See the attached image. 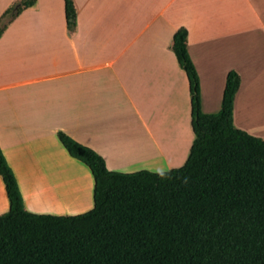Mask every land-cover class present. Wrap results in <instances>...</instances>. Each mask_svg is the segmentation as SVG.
Returning <instances> with one entry per match:
<instances>
[{
	"label": "crops",
	"instance_id": "crops-1",
	"mask_svg": "<svg viewBox=\"0 0 264 264\" xmlns=\"http://www.w3.org/2000/svg\"><path fill=\"white\" fill-rule=\"evenodd\" d=\"M18 1L0 0V18ZM74 2L76 37L65 28V1L39 0L35 9L21 13L0 38V144L27 204L34 196L37 203L51 200L64 211L67 205L83 200L73 176L49 175L44 185L32 174L35 170L25 172L24 166L33 158L52 162L58 157L80 171L93 184L90 197L94 200L91 170L70 156L58 131L93 148L108 164L114 156L132 155L128 151L142 155L150 148L152 159L169 156L170 131L161 121L172 112L171 107L180 113V98L192 127L189 80L170 49L175 32L183 26L189 30L188 48L200 75L203 111L221 109L228 73L236 68L242 81L234 123L264 137L250 120L254 109L259 110L253 106L247 67L231 57L245 51L250 12L261 22L264 34V0ZM56 11L60 28L42 31L39 23L54 24ZM263 34L256 35V64H264ZM60 48L65 50L60 52ZM158 133L165 137L163 143ZM193 140L191 134L189 143ZM9 207L0 176V214ZM30 208L34 213L46 212Z\"/></svg>",
	"mask_w": 264,
	"mask_h": 264
},
{
	"label": "trees",
	"instance_id": "trees-1",
	"mask_svg": "<svg viewBox=\"0 0 264 264\" xmlns=\"http://www.w3.org/2000/svg\"><path fill=\"white\" fill-rule=\"evenodd\" d=\"M39 0H20L0 18V38ZM68 32H78L74 0H65ZM189 30L171 43L189 80L194 140L185 164L152 172L110 170L102 155L64 131L70 156L89 167L94 207L83 214L26 209L0 144V176L10 202L0 214V264H264V138L234 123L241 74L228 73L222 107L202 109L201 80Z\"/></svg>",
	"mask_w": 264,
	"mask_h": 264
},
{
	"label": "rangeland",
	"instance_id": "rangeland-1",
	"mask_svg": "<svg viewBox=\"0 0 264 264\" xmlns=\"http://www.w3.org/2000/svg\"><path fill=\"white\" fill-rule=\"evenodd\" d=\"M250 14H251V18H250L251 20L248 21V24H249L248 29L250 31L249 32L250 34L248 35L247 33L246 38H244L247 40L246 45L244 44L245 51L243 52V54L239 53L241 56L237 53H232L231 57L235 63L245 64L247 67L246 69L249 74L248 82L251 80L250 86L252 88V93H253L252 94L253 106H256L259 110L258 112H256L257 110L254 107L255 108L254 113L250 117L251 118L250 120L252 121L251 122L252 126L264 132V64H256L257 54L255 50V45L257 44L256 35L263 34L262 32L263 28H262L261 22L255 18L254 14L251 12ZM59 17H60V13L56 11L54 13V20H55L54 24L50 22H47V23L40 22L39 28L42 31H48V29H52V28L54 29L60 28L61 24L59 22ZM65 28H67V26ZM67 32H68V28H67ZM76 35L75 36L70 35V36L76 37ZM263 41H264V38H263ZM252 47H254V49H252ZM64 50L65 48H60V52ZM52 54L53 53H49L50 56H52ZM41 56H44V52H42ZM263 56H264V53H263ZM189 97H190V94H189ZM185 108H186L185 103L184 101H181V98H180V113H178L179 110L177 108L174 109L171 107L172 112L171 113L169 112L168 116H164V115L162 116L161 126L166 127L167 130L170 131L168 134L169 137L171 138L169 142L170 144H172L171 147L167 146L168 155H169L167 158L152 159L151 157H149L154 153L153 148L152 150L151 148L149 150H146L145 154H142V155L141 154L138 155V154L132 153V151H128V153L132 155L122 154V155L114 156L115 158L113 157L114 159L111 160L109 164L107 163L108 168L110 170L123 172V173H134V172L141 171V170L161 172V171H167V170H171V169H175V168H179L183 166L191 150L190 148H191L192 142L191 144L189 143L191 139V134L194 138V132L192 130L191 124L189 125L188 123V115L186 116L185 111H184ZM122 121L125 123V119H123ZM157 135L159 136V141L163 143L165 141L164 140L165 137L164 136L160 137L161 135L160 133H158ZM261 138H264V137H261ZM152 145L153 144L151 143V146ZM28 160H30L29 164L24 166L25 172L27 168H31V171L35 170L33 171L34 173L32 174H34L36 178H38L39 180L43 181L44 185L49 183L50 181L48 178L49 175L73 176V179L78 187V194H79L78 196H80L81 199L83 200L79 203L77 202V203H72L70 205H67V210L61 211L59 210V206L54 205V203L51 200H48V201L46 200V201L37 203L33 196V198L30 201V204L29 203L27 204L26 203L27 200L25 201L24 199L25 207L27 210L31 212H35L31 210L30 208L31 206L32 207L35 206V209L46 211V212H42L45 214L66 216V215L83 214L89 211L90 209H92L94 205V200L93 198L91 199L90 192H91V189L93 188V184L86 181V179L82 175H80L79 173L80 171H76L73 168H71L68 164L65 165V163L60 162L61 160L58 157L55 159H52L53 160L52 162H49L48 160L41 161V160H38L37 158L28 159ZM8 164L10 165L9 162ZM82 164L84 163L82 162ZM84 166L87 167V165L85 164ZM11 168L13 169L15 173L14 168L12 166ZM42 176L43 178L41 179ZM45 187L46 189H48V186H45ZM34 201L37 204H35ZM51 205H53V207L51 208L44 207V206L49 207Z\"/></svg>",
	"mask_w": 264,
	"mask_h": 264
}]
</instances>
